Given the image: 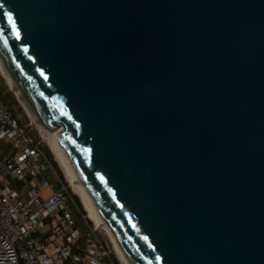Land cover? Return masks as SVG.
Segmentation results:
<instances>
[{
    "label": "water",
    "instance_id": "1",
    "mask_svg": "<svg viewBox=\"0 0 264 264\" xmlns=\"http://www.w3.org/2000/svg\"><path fill=\"white\" fill-rule=\"evenodd\" d=\"M0 59L131 264H264V0H0Z\"/></svg>",
    "mask_w": 264,
    "mask_h": 264
},
{
    "label": "built area",
    "instance_id": "2",
    "mask_svg": "<svg viewBox=\"0 0 264 264\" xmlns=\"http://www.w3.org/2000/svg\"><path fill=\"white\" fill-rule=\"evenodd\" d=\"M49 169L40 140L0 99V264H114L97 229L77 225L71 196L54 189Z\"/></svg>",
    "mask_w": 264,
    "mask_h": 264
},
{
    "label": "bare ground",
    "instance_id": "3",
    "mask_svg": "<svg viewBox=\"0 0 264 264\" xmlns=\"http://www.w3.org/2000/svg\"><path fill=\"white\" fill-rule=\"evenodd\" d=\"M0 72L3 75V77L5 78V80L7 81V83L9 84V86L11 88H13L15 94L18 96L19 100L23 104L27 113L33 119V116L30 114L31 110H30L28 104L24 100V98H23L21 92L18 90L11 74L9 73L8 69L6 68V66L4 65V63L1 59H0ZM39 127L41 129V132L45 136L51 151L53 152L57 161L59 162V164L63 168V171H64L66 178L69 180V182L72 184L73 188L80 195L82 203L85 207V210H87L88 215L95 222L96 227L103 229L108 234V236L111 238V240H112V242H113V244H114V246L118 252V255L121 259V262L123 264H131L129 262L128 258L126 257V255L124 254L122 248L117 243L116 239L114 238V236H113L112 232L110 231V229L108 228L107 224L104 222V220H103L102 216L100 215V213L98 212L95 204L92 202V200L88 196L87 192L84 190L83 186L81 185L80 181L78 180L77 173H76L73 165L71 164L68 156L66 155L64 149L62 148V145L59 141V137H58L56 131L55 130L50 131V130H47L41 126H39Z\"/></svg>",
    "mask_w": 264,
    "mask_h": 264
},
{
    "label": "rangeland",
    "instance_id": "4",
    "mask_svg": "<svg viewBox=\"0 0 264 264\" xmlns=\"http://www.w3.org/2000/svg\"><path fill=\"white\" fill-rule=\"evenodd\" d=\"M0 78L1 80H3L4 85L7 87V89L9 91L12 92L13 96L16 99V95L14 93V91L10 88L9 84L7 83V81L5 80V78L3 77V75L0 72ZM17 100V99H16ZM12 110L15 114V116L21 121V123L23 124L22 126H24L25 128H27L29 130V132L37 139L40 140L41 145L45 148L48 149L49 153L51 154V157L53 158V160L56 162L59 170L61 171L62 175H63V180L64 182L67 183V187L69 188V192L70 194L73 196H76L78 198V202H76V200L73 198V205L69 206V210L72 211V214L74 215V217L77 219L79 218L78 222H82L84 223V225L89 224L90 226L94 227L97 229V233H98V237L103 239L107 246L108 249L110 250V254L117 259V261L119 262V264H123L121 262V259L118 255V252L111 240V238L108 236V234L101 228L96 227L95 222L92 220V218L88 215L87 210H85V207L82 203L81 197L78 194V192L73 188L72 184L69 182V180L66 178L63 168L61 167V165L59 164V162L57 161L55 155L53 154V152L51 151L48 142L45 138V136L43 135V133L41 132V129L39 127L38 124L35 123V121L30 117V115L27 113V111L25 110V108L23 107V104L21 103V101L17 100V105H12ZM51 176L53 178L57 179L60 181V178L58 177L57 172L53 169L51 171ZM50 181V180H49ZM51 183H54L53 180L50 181ZM16 185V184H15ZM77 214H79V216H77Z\"/></svg>",
    "mask_w": 264,
    "mask_h": 264
},
{
    "label": "trees",
    "instance_id": "5",
    "mask_svg": "<svg viewBox=\"0 0 264 264\" xmlns=\"http://www.w3.org/2000/svg\"><path fill=\"white\" fill-rule=\"evenodd\" d=\"M0 99H1V101L4 103L5 107L9 110L11 116H12L14 119H16L20 125H23V124L21 123V121L15 116V114H14V112H13V110H12V105H17V100H16L15 97L13 96L12 92L9 91V90L7 89V87L4 85V82H3V80H1V78H0ZM31 133H32V132H31ZM41 148H42L44 154L48 157L49 162H50V169H49V172H48V174H47L48 179H49L50 181H51V180L54 181V185H55L56 188H59L61 185H64V186L67 188V191L69 192V188L67 187V183L64 182V180H63V175H62L61 171L59 170V168H58L56 162H55V161L53 160V158L51 157V154L49 153L48 149L45 148V147H43L42 145H41ZM53 169L57 172L58 177L60 178V181L58 180V182H57V179H56V178H53V177L51 176V171H52ZM69 194H70V192H69ZM70 196H71V201H70V203H69V206H72V205H73V202H74V201H73V198L76 200V202L79 203L78 198H77L76 196H74V195L72 196L71 194H70ZM71 213H72V211H71ZM72 216L74 217L73 214H72ZM77 216H79V214H77ZM74 219H75L77 225L80 226L84 231L87 229V227H86V225H84V223H82V222H81V223L78 222V221H79V218L76 219V218L74 217ZM109 256H110V259L114 262V264H119V262L117 261L116 258H114L111 254H109Z\"/></svg>",
    "mask_w": 264,
    "mask_h": 264
},
{
    "label": "crops",
    "instance_id": "6",
    "mask_svg": "<svg viewBox=\"0 0 264 264\" xmlns=\"http://www.w3.org/2000/svg\"><path fill=\"white\" fill-rule=\"evenodd\" d=\"M54 189H56V187H54ZM52 189L51 188H47L45 191H44V194L45 195H49L51 193Z\"/></svg>",
    "mask_w": 264,
    "mask_h": 264
}]
</instances>
